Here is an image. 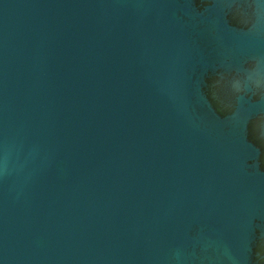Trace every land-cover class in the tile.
Instances as JSON below:
<instances>
[{
    "label": "water",
    "instance_id": "obj_1",
    "mask_svg": "<svg viewBox=\"0 0 264 264\" xmlns=\"http://www.w3.org/2000/svg\"><path fill=\"white\" fill-rule=\"evenodd\" d=\"M0 264H264V0H0Z\"/></svg>",
    "mask_w": 264,
    "mask_h": 264
}]
</instances>
